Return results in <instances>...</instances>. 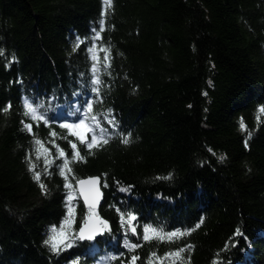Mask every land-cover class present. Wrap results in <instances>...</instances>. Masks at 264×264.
<instances>
[{
    "label": "trees",
    "instance_id": "16d2710c",
    "mask_svg": "<svg viewBox=\"0 0 264 264\" xmlns=\"http://www.w3.org/2000/svg\"><path fill=\"white\" fill-rule=\"evenodd\" d=\"M0 264H264V0H0Z\"/></svg>",
    "mask_w": 264,
    "mask_h": 264
},
{
    "label": "water",
    "instance_id": "95a60500",
    "mask_svg": "<svg viewBox=\"0 0 264 264\" xmlns=\"http://www.w3.org/2000/svg\"><path fill=\"white\" fill-rule=\"evenodd\" d=\"M77 190L81 201L87 209L99 211L104 204V195L101 191V180L98 177H90L81 179L77 182ZM107 229L108 224L99 219L96 215L91 214L87 218L86 224L79 231V238L82 241H92L104 234V228Z\"/></svg>",
    "mask_w": 264,
    "mask_h": 264
}]
</instances>
